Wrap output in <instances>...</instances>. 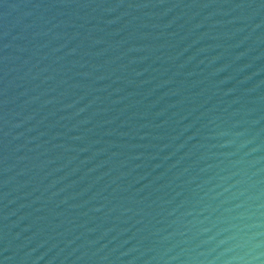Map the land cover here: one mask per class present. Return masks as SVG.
Listing matches in <instances>:
<instances>
[{
    "label": "water",
    "instance_id": "obj_1",
    "mask_svg": "<svg viewBox=\"0 0 264 264\" xmlns=\"http://www.w3.org/2000/svg\"><path fill=\"white\" fill-rule=\"evenodd\" d=\"M0 264H264V0H0Z\"/></svg>",
    "mask_w": 264,
    "mask_h": 264
}]
</instances>
